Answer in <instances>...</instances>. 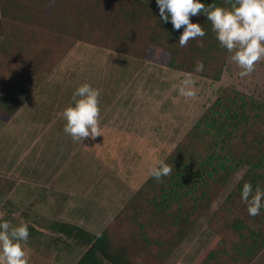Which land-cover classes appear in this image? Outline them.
<instances>
[{
	"label": "trees",
	"instance_id": "trees-1",
	"mask_svg": "<svg viewBox=\"0 0 264 264\" xmlns=\"http://www.w3.org/2000/svg\"><path fill=\"white\" fill-rule=\"evenodd\" d=\"M204 2L231 7L233 0ZM0 13L4 121L29 99L34 77L55 66L78 40L215 81L227 64L229 52L205 15L190 16L205 35L180 46L183 26L174 29L163 21L156 0H0ZM198 61L202 71L195 69ZM164 161L172 171L159 180L149 176L100 233L19 207L8 196L15 182L5 176L0 220L26 223L29 239L22 243L40 254L77 251L72 264H172L171 254L227 192L209 213L214 237L194 264H250L264 249V207L250 216L241 190L245 182L253 192L257 185L264 189V100L225 87Z\"/></svg>",
	"mask_w": 264,
	"mask_h": 264
},
{
	"label": "rangeland",
	"instance_id": "rangeland-1",
	"mask_svg": "<svg viewBox=\"0 0 264 264\" xmlns=\"http://www.w3.org/2000/svg\"><path fill=\"white\" fill-rule=\"evenodd\" d=\"M231 55L221 79L215 81L75 41L55 66L34 77L33 93L13 117L0 120V176L15 182L8 196L21 208L100 233L149 177V168L164 160L225 87L235 86L264 100V57L253 72L241 77ZM83 83L99 89L102 134L74 141L64 131L63 110ZM181 87L196 94L182 95ZM119 92L139 95L133 98L137 104L131 103L132 97H118ZM28 176L41 184L53 182L55 188L30 183ZM226 195L219 196L210 212ZM209 213L171 254L172 264H194L203 253L214 237ZM22 247L27 264H72L71 256L78 255L53 249L46 256L26 243ZM250 264H264V249Z\"/></svg>",
	"mask_w": 264,
	"mask_h": 264
},
{
	"label": "clouds",
	"instance_id": "clouds-1",
	"mask_svg": "<svg viewBox=\"0 0 264 264\" xmlns=\"http://www.w3.org/2000/svg\"><path fill=\"white\" fill-rule=\"evenodd\" d=\"M156 4L163 21H171L174 29L183 26L178 39L180 46L205 35L201 24L190 20V16L205 15L220 45L232 54L231 59L240 67L241 77L253 72L255 63L264 57V0H233L231 7L206 4L204 0H156ZM203 67L201 61L195 65L196 71H202ZM180 92L185 96L196 94L192 88L181 87ZM99 94V89L83 83L73 92V102L64 108V131L74 141L94 140L102 134L98 127ZM172 168L164 160H159L149 168V176L159 180ZM241 199L247 203L248 214L256 216L264 207V189L257 185L253 192L252 184L245 182ZM28 239L26 223L13 225L8 220H0V264H27L22 242Z\"/></svg>",
	"mask_w": 264,
	"mask_h": 264
},
{
	"label": "crops",
	"instance_id": "crops-1",
	"mask_svg": "<svg viewBox=\"0 0 264 264\" xmlns=\"http://www.w3.org/2000/svg\"><path fill=\"white\" fill-rule=\"evenodd\" d=\"M123 66H128V65H123ZM124 91H128V90H124ZM126 96H128L130 99H131V97H132V99H131V103L132 104H134V105H136L137 103H135V102H133V98H138V97H140L139 95H137V94H132V93H125V92H122V94H120V92H119V94H118V97H121L122 99L124 98V97H126ZM28 182H30V183H35V184H39V185H43V188L44 189H49V187H52V188H50V189H53V188H55V186H53V182L52 183H44V184H41L40 182H38V181H36L35 179H30V177L28 176L27 177V179H26ZM15 186V185H14ZM14 188V187H13Z\"/></svg>",
	"mask_w": 264,
	"mask_h": 264
}]
</instances>
